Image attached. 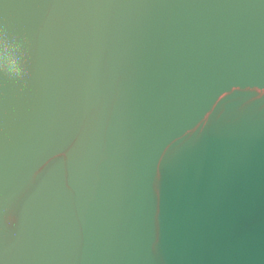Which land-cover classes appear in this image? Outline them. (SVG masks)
<instances>
[{"label":"water","instance_id":"water-1","mask_svg":"<svg viewBox=\"0 0 264 264\" xmlns=\"http://www.w3.org/2000/svg\"><path fill=\"white\" fill-rule=\"evenodd\" d=\"M0 264H264V0H0Z\"/></svg>","mask_w":264,"mask_h":264},{"label":"clouds","instance_id":"clouds-1","mask_svg":"<svg viewBox=\"0 0 264 264\" xmlns=\"http://www.w3.org/2000/svg\"><path fill=\"white\" fill-rule=\"evenodd\" d=\"M0 73L13 81H23L28 70L24 59V41L0 25Z\"/></svg>","mask_w":264,"mask_h":264}]
</instances>
